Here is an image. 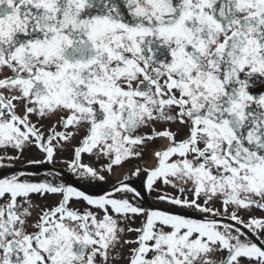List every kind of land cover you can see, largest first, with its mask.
I'll list each match as a JSON object with an SVG mask.
<instances>
[{"label": "snow or ice", "instance_id": "snow-or-ice-1", "mask_svg": "<svg viewBox=\"0 0 264 264\" xmlns=\"http://www.w3.org/2000/svg\"><path fill=\"white\" fill-rule=\"evenodd\" d=\"M33 150L102 194L0 175V264H264V0H0V169Z\"/></svg>", "mask_w": 264, "mask_h": 264}, {"label": "flooded vegetation", "instance_id": "flooded-vegetation-1", "mask_svg": "<svg viewBox=\"0 0 264 264\" xmlns=\"http://www.w3.org/2000/svg\"><path fill=\"white\" fill-rule=\"evenodd\" d=\"M0 154H3L2 151H0ZM40 155L36 150L31 151L30 153H27L25 157L22 158L20 162H14L12 167H9L7 169H0V175H12V174H19V172L23 171L26 174H31L28 175L26 178L29 179H49L53 180L55 179L56 181H65V180H70L73 184L80 186L83 190H87L92 194H102V190L97 187H92L88 184H83L80 181L76 180L74 176H72L71 173L68 172L66 165L62 163V159L68 158V154L65 153L63 157H58L57 162L54 165H29L28 164V159H39ZM87 162V161H86ZM128 168L131 167V165L127 166ZM55 173L59 172L61 173L60 176H45L46 173ZM116 182V178L114 175L110 176L108 179V183L103 185V190H108L111 188L109 185H112L113 183ZM130 184L134 185L137 190H140L143 192L144 196L146 197V202L144 203V206L147 208L149 206L151 207H156V208H164L167 210H174L170 209L168 205L163 204V203H157L153 199L151 195H149L146 191L143 189L142 185V178H133L132 180L129 181ZM48 203H54L53 199H49ZM256 216H260V213L257 211L255 213ZM246 231V230H245Z\"/></svg>", "mask_w": 264, "mask_h": 264}, {"label": "rangeland", "instance_id": "rangeland-1", "mask_svg": "<svg viewBox=\"0 0 264 264\" xmlns=\"http://www.w3.org/2000/svg\"><path fill=\"white\" fill-rule=\"evenodd\" d=\"M115 176V175H114ZM115 178H116V176H115ZM111 185H109V187H110ZM139 223V221H137V224Z\"/></svg>", "mask_w": 264, "mask_h": 264}]
</instances>
